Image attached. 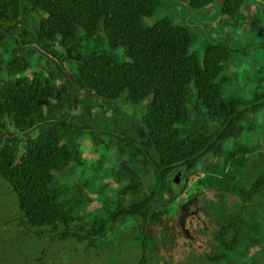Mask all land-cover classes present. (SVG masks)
Returning <instances> with one entry per match:
<instances>
[{
    "label": "rangeland",
    "instance_id": "374dc122",
    "mask_svg": "<svg viewBox=\"0 0 264 264\" xmlns=\"http://www.w3.org/2000/svg\"><path fill=\"white\" fill-rule=\"evenodd\" d=\"M23 1L19 15L13 10L0 12V85L15 77L40 74L51 79L57 96L19 132L12 134L9 125L0 124L1 144L9 140L21 147L57 121L86 125L83 134L66 139L74 156L70 166L56 174L52 187L62 189L60 200L87 227L107 221L105 209L127 206L154 193L158 207L171 202L172 208L158 221L144 222L149 236L146 264H264V192L244 200L238 193L202 184L193 194L187 191L196 179L204 177L203 166H224L225 157L239 144L249 147L251 153L246 167L233 169L235 182L248 186L264 173L263 116H248L236 138L220 142L218 150L201 157L194 168L175 169L161 182L150 163L143 162V155L135 154V146L154 151L142 123L148 101L130 104L125 95L107 101L88 91L78 75L80 64L91 55L108 52L121 59V52L112 48L104 34L81 35L68 48L62 47L60 40L42 41L38 27L43 13L34 0ZM222 2L215 0L189 11L184 1L162 0L146 20L153 23L169 16L186 26L193 38L192 49L198 53L208 43L229 47L231 58L221 76L224 95L246 101L264 84V0H245L233 18L221 13ZM16 61L22 66L10 75V66ZM189 102V120L179 126L182 134H208L220 126L208 117L195 94ZM128 139H133L134 145ZM0 183V264H137L141 259L142 246L135 239L139 218L127 228V222H108L93 246L89 239L78 241L56 233L40 237L20 224L16 196L1 174ZM239 215V241L222 259L211 260L225 250L217 239L222 225Z\"/></svg>",
    "mask_w": 264,
    "mask_h": 264
},
{
    "label": "trees",
    "instance_id": "16d2710c",
    "mask_svg": "<svg viewBox=\"0 0 264 264\" xmlns=\"http://www.w3.org/2000/svg\"><path fill=\"white\" fill-rule=\"evenodd\" d=\"M180 1L186 2L190 11L215 0ZM244 1L223 0L220 11L233 18ZM22 3L23 0H0V12L13 10L19 15ZM161 3L162 0H34V6L43 13L38 27L42 41L60 40L62 47L68 48L81 35L92 38L104 34L112 48L121 52V59L108 52L91 55L80 64L78 75L88 91L107 101H117L124 95L130 104L148 101L142 123L154 151L135 146V154L143 155V162L150 163L162 182L175 169L194 168L201 157L216 152L220 142L236 138L248 116L264 118V84L261 91L246 101L225 96L221 76L231 58V49L221 43H208L198 53L192 49L193 38L186 26L175 23L169 16L148 23L146 19L153 16ZM261 45L264 48V42ZM21 66L22 62L16 61L10 66L9 74L14 75ZM191 94H195L209 118L220 122L213 132L182 134L179 126L189 120ZM56 96L57 87L40 74L5 81L0 85V124L9 125L12 134L19 132ZM87 129L86 125L63 120L39 131L21 147L9 140L0 142V174L16 196L21 211L18 220L23 228L40 237L56 233L78 241L89 239L93 246L108 222H127L124 225L127 228L130 221L139 218L135 239L143 253L137 264H146L149 236L144 222L161 219L172 208L171 202L158 207L152 193L127 206L119 204L114 209H105L108 220L87 227L60 200L62 189L52 187L56 174L65 171L74 156L66 139ZM128 141L134 145L133 139ZM250 153L249 147L237 145L225 157L224 166H203L204 177L196 179L187 191L193 194L202 184L238 193L244 200L259 196L264 192V173L248 186L235 182L233 169L246 167ZM241 220L239 215L222 225L217 239L225 250L210 257L211 260L222 259L239 241Z\"/></svg>",
    "mask_w": 264,
    "mask_h": 264
}]
</instances>
